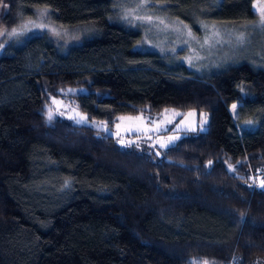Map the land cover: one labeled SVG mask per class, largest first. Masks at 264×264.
Here are the masks:
<instances>
[{
	"label": "trees",
	"instance_id": "1",
	"mask_svg": "<svg viewBox=\"0 0 264 264\" xmlns=\"http://www.w3.org/2000/svg\"><path fill=\"white\" fill-rule=\"evenodd\" d=\"M0 1V27L46 8L58 25L99 31L65 55L42 35L0 57V264H264V189L255 180L263 68L244 61L200 75L135 51L141 33L123 26L117 0ZM150 1L196 36L203 25L256 19L254 0ZM52 97L109 130L121 116L170 108L208 122L144 152L102 129L47 124Z\"/></svg>",
	"mask_w": 264,
	"mask_h": 264
},
{
	"label": "rangeland",
	"instance_id": "2",
	"mask_svg": "<svg viewBox=\"0 0 264 264\" xmlns=\"http://www.w3.org/2000/svg\"><path fill=\"white\" fill-rule=\"evenodd\" d=\"M116 7L121 10L120 20L123 26L139 30L141 33L139 42L133 48L135 51L167 55L171 62L184 64L188 70L200 75L220 71L234 63L244 61L264 69V24H261L264 0L253 1V12L256 15L254 22L235 27L203 25L200 36L194 35L185 24L168 20L158 14L157 9L160 6L150 0H117ZM5 12L6 5L0 1V19ZM149 16L152 17L151 20L147 19ZM98 34V29L92 24L58 25L52 21L50 10L42 8L31 18H19L9 29L0 27V57L11 54L15 47L26 40L42 35H46L57 51L65 55L71 48ZM241 35L243 39L239 40L238 37ZM233 105L231 111L234 114L236 109H233ZM50 110L52 119H48L49 113L46 117L47 124L59 118L73 124L102 129L122 146L156 153L177 144L188 134L204 131L208 122L207 117L202 121L204 113L197 111L183 113L170 108L155 113L121 116L114 128L109 130L104 122L89 121L68 99L52 97ZM82 117L84 119L78 123ZM245 126L251 128L250 123ZM169 137L178 139L169 141ZM158 140L166 146L161 147ZM258 173L260 175L255 180L259 188L264 189L260 178L262 177L264 181V165L259 168Z\"/></svg>",
	"mask_w": 264,
	"mask_h": 264
},
{
	"label": "snow or ice",
	"instance_id": "3",
	"mask_svg": "<svg viewBox=\"0 0 264 264\" xmlns=\"http://www.w3.org/2000/svg\"><path fill=\"white\" fill-rule=\"evenodd\" d=\"M261 11H262L261 24H264V9H262ZM147 19L151 20L152 17L149 16V17H147ZM39 26H40V27H43V25H39ZM13 33H15V29L13 30ZM238 39H239V40H242V39H243V36L241 35V37H238ZM236 107H237L236 105H233V109H234V110L236 109ZM48 119H49V120L52 119V115H51V113L49 114ZM83 119H84V118L82 117L81 120H78L77 122L80 123ZM205 120H206V116L202 114V121H205ZM149 138H150V137H149ZM168 139H169V141H171V140L178 139V137H169ZM157 142L160 143V146H161V147H165V146H166V145H165L162 141H160V140H158ZM120 143H123V141H120ZM211 164H212V161H209V165H211ZM261 185H262V187H264V181L261 182Z\"/></svg>",
	"mask_w": 264,
	"mask_h": 264
}]
</instances>
